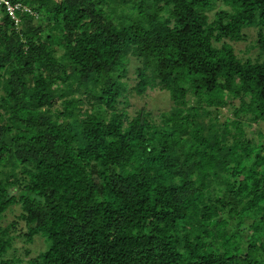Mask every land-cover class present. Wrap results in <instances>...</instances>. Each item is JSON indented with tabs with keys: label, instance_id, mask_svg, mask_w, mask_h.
<instances>
[{
	"label": "trees",
	"instance_id": "1",
	"mask_svg": "<svg viewBox=\"0 0 264 264\" xmlns=\"http://www.w3.org/2000/svg\"><path fill=\"white\" fill-rule=\"evenodd\" d=\"M13 2L0 264H264V0ZM154 89L169 107L129 114Z\"/></svg>",
	"mask_w": 264,
	"mask_h": 264
},
{
	"label": "rangeland",
	"instance_id": "2",
	"mask_svg": "<svg viewBox=\"0 0 264 264\" xmlns=\"http://www.w3.org/2000/svg\"><path fill=\"white\" fill-rule=\"evenodd\" d=\"M246 35H247V40L245 42H239L235 45L237 53H239V51H245V48L253 43V40L255 38L254 29L246 30ZM254 52L255 51L252 50L250 54L253 55ZM131 64L132 65L129 68L128 77H132V73L134 67L136 66V62L133 61V63ZM128 97H129V105L127 106L126 110L129 112V114H132L137 110H144L147 112H151L154 116H156L158 115L159 112L166 110L170 105L168 93L165 91H160L158 89L148 90L144 95L140 97L135 95H130ZM227 114L228 113H224V115ZM223 117L220 120H222ZM256 130H258L257 127L250 129L249 131L250 136L253 137L255 135ZM263 134H264V127H263ZM18 214H19V209L18 207L14 206L10 211H8L5 214V217L2 218L1 225L5 226L17 220L16 217L18 216ZM17 222H18L16 226L17 231L13 232L15 235L25 232V227L23 222L19 220ZM15 246L16 248H18V253L21 258L25 256L23 254L24 250H28L29 256H27L26 258L29 259L36 256L38 252L44 250L45 243L42 238L35 237L34 241L31 244L26 245L23 238L19 237L16 239Z\"/></svg>",
	"mask_w": 264,
	"mask_h": 264
},
{
	"label": "built area",
	"instance_id": "3",
	"mask_svg": "<svg viewBox=\"0 0 264 264\" xmlns=\"http://www.w3.org/2000/svg\"><path fill=\"white\" fill-rule=\"evenodd\" d=\"M3 12L10 18L16 27L20 24L19 13H31L26 6L15 3L13 0H0V18Z\"/></svg>",
	"mask_w": 264,
	"mask_h": 264
}]
</instances>
